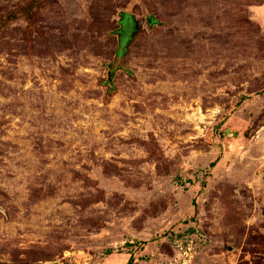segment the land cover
Wrapping results in <instances>:
<instances>
[{"label": "rangeland", "instance_id": "rangeland-1", "mask_svg": "<svg viewBox=\"0 0 264 264\" xmlns=\"http://www.w3.org/2000/svg\"><path fill=\"white\" fill-rule=\"evenodd\" d=\"M263 87L264 0H0V264H264Z\"/></svg>", "mask_w": 264, "mask_h": 264}, {"label": "trees", "instance_id": "trees-1", "mask_svg": "<svg viewBox=\"0 0 264 264\" xmlns=\"http://www.w3.org/2000/svg\"><path fill=\"white\" fill-rule=\"evenodd\" d=\"M36 6V2H28L26 3L24 6H22L19 11H16V13H10L8 16L6 15L3 19V23L2 24H5V21L9 20V19H17L18 17H24L26 19H29L33 16V10ZM127 19H128V16L129 15H124ZM9 18V19H7ZM149 21H152V19L150 17H148ZM123 20V19H122ZM120 53V52H119ZM260 93H264V87L259 91ZM242 99H244L243 96H240L239 97V100L237 101V103H239ZM130 261V259L128 260Z\"/></svg>", "mask_w": 264, "mask_h": 264}, {"label": "water", "instance_id": "water-1", "mask_svg": "<svg viewBox=\"0 0 264 264\" xmlns=\"http://www.w3.org/2000/svg\"><path fill=\"white\" fill-rule=\"evenodd\" d=\"M50 264H56L55 262H53V263H50Z\"/></svg>", "mask_w": 264, "mask_h": 264}]
</instances>
